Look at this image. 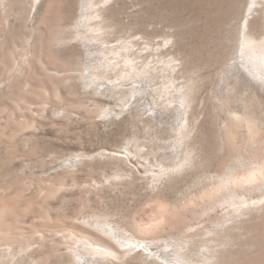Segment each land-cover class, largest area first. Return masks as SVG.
I'll use <instances>...</instances> for the list:
<instances>
[{
	"label": "rangeland",
	"instance_id": "obj_1",
	"mask_svg": "<svg viewBox=\"0 0 264 264\" xmlns=\"http://www.w3.org/2000/svg\"><path fill=\"white\" fill-rule=\"evenodd\" d=\"M11 1H0L4 39L14 40L0 61L4 215L12 212L25 230L62 227L65 241L50 237L51 263L67 255L74 264H251L256 257L264 264V201L249 207L264 198V105L251 90H233L237 71L260 87L235 63L249 0H111L102 7V0H57L47 14L42 0L30 19V5L22 4L24 20ZM125 11L153 22L159 50L131 51ZM97 15L112 16V31L82 46L74 38L89 37ZM65 16L71 34L60 45L53 32ZM260 22V14L252 15L250 32ZM35 26L36 61L25 81L26 34ZM70 47L72 55L64 57ZM181 66L186 73L178 76ZM227 94L235 104L229 113ZM215 195L242 222L237 227L230 217L237 222L233 228L227 220L228 235L218 245L212 227L193 218L202 213L201 201ZM93 224L111 230L119 244L148 251L94 250L85 239L89 231L100 234ZM44 251L38 245L24 256L36 259Z\"/></svg>",
	"mask_w": 264,
	"mask_h": 264
},
{
	"label": "bare ground",
	"instance_id": "obj_2",
	"mask_svg": "<svg viewBox=\"0 0 264 264\" xmlns=\"http://www.w3.org/2000/svg\"><path fill=\"white\" fill-rule=\"evenodd\" d=\"M13 1H11V6L13 3H14V5H16L15 8H17V10H18L19 17L21 14L22 19H20V20H24L23 18H25V15L22 12V4H29L30 5V7L28 9V13H27V17L30 19L32 12L34 11L35 5L37 3L42 2V0H15L14 2ZM55 1H56V3H58L57 0H47L48 3L45 4V5H47L46 10H45L46 14L49 12H52V10L55 11V9H54ZM110 1L111 0H102L101 1V7H102V4H105V3L110 2ZM240 1H242V0H239V2ZM56 6L59 7V5H56ZM59 8H57V9H59ZM241 8H243V4H240V10H241ZM237 10L240 11L239 9H237ZM115 11L117 12L116 14L118 16V20L122 21L121 14H120L121 12L118 13V10H115ZM255 13H258L261 15V22L259 24L255 25L256 30L252 33L249 30L248 22H249L251 16L254 15ZM55 14L56 15H53L54 19H55V16L58 17L57 11ZM125 15H126V18L128 19V22L125 25V26H127V29H128L127 43L130 44L131 51L137 55L143 54L148 50V45H151L152 47L158 45V47H156L155 49L159 50L160 46H161V42H160L161 39L156 36L158 29L155 25H151L153 22L151 23L150 21H147L145 19H141L140 21H135L134 19L131 18L132 15H130V12H126ZM59 16H61V15H59ZM65 18H66V16H65ZM65 18L60 17L58 25L55 24L58 27H56V31L53 32V40H56L57 43H59L60 45L62 43L65 44L66 41L64 42V40L66 38H68L67 36L70 33V31L68 33V28H69L67 26V20L68 19L67 18L65 19ZM242 18L243 19L241 22V39H240V46H239V54L235 60V63L238 65L239 70L243 71L255 83L260 84V87L259 88L251 87V85L248 82H245L244 81L245 79L240 76V72L237 71V72H235V75L233 77V79H234L233 80V90H235V89L236 90L246 89L248 91L251 90L250 91L251 93H249L251 98L256 99L260 105H264V0H249V4H248ZM112 19H113L112 16L103 18L102 16L97 15V17H95V20L97 21V23L90 28V34L91 35L86 38V37L79 36V34L78 35L75 34L76 36L74 35L75 36L74 39L81 38L82 46H85V44H87V43H89L95 39L102 38L103 36H106L109 32L112 31V29L108 25V23L112 22ZM5 24H6V22L5 21L3 22V17L0 15V61L1 62H4V55H5L4 49H5V47H9L10 45L14 44V40H11L10 38H8V39H10L9 41H6L7 39L6 40L4 39L3 29H4ZM35 25H36V22H35ZM37 28H38V26L33 27L32 29H30V33L26 34L28 36V43L25 46L26 53H27L25 60H27V62L29 63V64H27L29 66V69L26 67L28 69V71L26 70L28 73H27L26 77L24 78L25 81H28L29 75H30L31 70H32V63L31 62L32 61L34 62V60H35V58L33 56L35 54V52H34V44H32V40H33L32 34H33V31L37 30ZM159 30L162 31L161 29H159ZM69 38H70V36H69ZM63 46H66V45H63ZM70 48L71 49L67 48V49L63 50L62 54L64 55V57L68 58L70 55H72V47H70ZM9 49H6V50H9ZM78 51H79V49H78ZM33 52H34V54H33ZM75 53H77V52H75ZM65 55H67V56H65ZM75 55H78V53ZM5 61H6V59H5ZM59 64H62V63H59ZM65 66L63 67V65H59L58 68L62 69V68H65ZM185 73H186V67H184V66L179 67V69L177 71V75L181 76V75H184ZM3 77H4L3 72H1V70H0V80ZM231 97L232 96L230 94H227V96H226L225 110L228 113L232 112L233 108L235 107V104L232 101ZM233 116L237 117L235 114ZM246 123H247V121H246ZM228 124H231L230 121H228ZM242 125H243V123H242ZM232 141H234V140H232ZM218 165L219 164L216 165L217 167H216L215 172H219L222 168L221 165H219V166ZM262 166H264V163ZM213 169H215V168H213ZM228 178H229V176H228ZM236 179L237 178H235L234 180H236ZM238 185H239V183H238ZM238 185H236V186H238ZM235 190L236 189H234V191ZM236 192H237V190H236ZM221 197L219 198V197H216V195H215L214 198L208 199L206 202L201 201L202 205H200V206H201L202 213L198 214L196 211L194 213V217H193L194 221H195L194 223L197 224V226H199L201 228L206 226V225L212 227L213 236L212 237L210 236V237L212 239L214 238L217 245L219 243H221L222 241L224 242V240H226L225 238L228 234H225L224 231L226 229L225 226L227 225V220H230L231 218L232 219L233 218H236V219L239 218V214L237 212H234V211L230 212L229 208H228V211H227V209L225 210V206H224L225 204H224ZM252 200L253 201H250L252 203L249 204V207H250V205H253V204H259L260 205V203L262 201H264V198L259 199V201H255L254 199H252ZM257 206H255V207H257ZM251 208H252V206H251ZM237 210L239 211V209H237ZM239 212H241V211H239ZM241 217H242V215H241ZM232 219H231L230 223H232ZM239 219H237V220H239ZM255 219H256V217H255ZM15 220H16V217L14 216V214L12 212L8 213L7 216L4 215L2 205L0 204V264H74V262L72 261L73 259L72 258L69 259L67 257V255L66 256L62 255L60 258H58L56 263L50 262L51 258H52V254H53L52 247L49 246L50 237L54 236V235H56V236L62 235V237L59 240L65 241V239H66V237H64V236H66L67 233H66V235H63L64 233L63 234L59 233V232L63 231L61 229L62 228L61 226L59 227L60 229L58 227H57V229H55L53 227V225L51 227V225H49L48 223L47 224L46 223L38 224V225H36V224L32 225L31 224L32 226L30 228L28 227V229H26V230L23 228L24 229L23 230L17 225ZM235 220L233 221L234 223H232V224H234L233 228L237 222V221L235 222ZM240 220L238 221L239 224H236L237 227L240 224L242 226V222ZM252 222H253V220H252ZM254 222H257V221L254 220ZM257 223L259 224V222H257ZM232 224H231V226H232ZM99 225L100 224H97V225L93 224L92 227L95 228V231L97 230L98 232H100L101 235L103 234V235H106L107 237L109 236V238L110 237L113 238V236H112L113 232H111V235H110L111 230L109 231L108 229H105L103 226L101 227V225L100 226ZM229 227H230V225H229ZM254 228H256V227H254ZM230 229H232V228H230ZM82 232L83 231H81L80 233H82ZM89 232L86 233L87 236L85 239L88 240V243L90 242L91 245H94L93 246L94 250L97 249L99 246H102L103 248H101V249H104V247H105L111 253L120 254L121 252L123 253L124 248L126 249L125 246H129V247L132 246L134 248H137L138 250H141V251L143 250V252H144V250L148 251L143 246V244H138V243L132 244L133 242L131 244H129L128 242H126L127 244H119V242L121 243V241H119L121 239L118 240L119 242L116 240V238L115 239L113 238V241H107V240H105L106 238L104 239V238L100 237L99 233H97L98 235H94V234H92V231L90 233ZM255 232H257V231H255ZM200 233H202V232H200ZM80 235L82 236V234H80ZM236 235L237 234H235V236ZM109 238H108V240H110ZM228 238H230V236ZM67 240L69 241V237ZM70 240H74V239H70ZM82 240L83 239H81V241ZM234 240H236V239H234ZM239 241H240V239H239ZM78 242H79V240H78ZM112 242H115L116 244H119V245L115 246ZM38 245L41 246V248L45 247V251L40 255V257H38L36 259H32V258L29 259V256H28V258L24 256V255H26V253H28L29 255L32 254L29 252H32L34 250V248ZM253 251H254V249H253ZM103 255H106V253ZM251 261H250L251 264H258L257 257L252 259ZM84 263L85 262H83V264Z\"/></svg>",
	"mask_w": 264,
	"mask_h": 264
}]
</instances>
